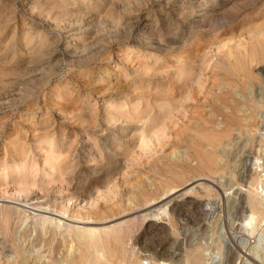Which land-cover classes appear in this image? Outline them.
I'll return each mask as SVG.
<instances>
[{
    "label": "rangeland",
    "instance_id": "1",
    "mask_svg": "<svg viewBox=\"0 0 264 264\" xmlns=\"http://www.w3.org/2000/svg\"><path fill=\"white\" fill-rule=\"evenodd\" d=\"M11 1L0 0V54L9 52L5 45L15 25L8 20L10 11L16 10L19 15L24 12L23 0ZM30 1L29 7L35 6L37 12L46 11L44 13H49L53 19L60 17L62 29L87 16L83 26L85 40L79 47L81 51L74 52L66 48L62 38L56 46V57L46 61L36 58L29 61L28 79L19 75L16 86L11 87L13 96L3 99L7 104L0 114V157L9 150L5 144L6 137L10 135V139L18 132H27L29 146L35 152L36 139H42L47 131L56 132L52 127L44 128L41 123L37 125L42 129L31 128V122L36 123L45 115L56 122L55 126L66 127L69 138L74 139L78 132L79 143L75 148L79 154L85 147V137L78 130L75 119L69 117L89 102L102 111L106 101L117 102L125 97H134L137 92H146L148 99H159L152 92L168 90L179 95L180 91L187 90L191 97L185 105L187 112L183 111L175 118L180 127L172 135L173 143L167 150L171 153L190 146L193 153L191 160L181 161L172 156L171 162L161 157V168L141 175L143 181L147 175L154 179L156 198L162 197L169 188L179 197L176 202L164 206L167 211L158 210V206L153 205V215L144 222L140 219L133 235L126 241L128 256L123 264L141 260H148V264H264V232L260 220L264 218V213L259 220L252 215L249 193L257 175L248 166V156L252 148L258 146L255 133L264 114V35L251 41L243 38L246 51L254 50L256 53L257 58L252 62L247 52L238 53L234 41L229 45L232 53L227 52V48L217 47L232 37L239 39L241 34L246 35L251 28L264 22V0H236L225 4L218 11L216 22L207 20L206 29L211 33L190 32L188 43L178 49H172L167 44L172 31H175V22L182 32L192 30L189 17H179L177 9L187 5L189 10L204 0ZM61 1L64 6L59 5ZM30 14L29 18L38 23L42 22L40 18L46 17H39L36 12L35 16ZM44 25L49 30L47 23ZM6 37L7 40H4ZM179 56L200 59L194 68L195 74L201 73L200 84L192 83L191 78L195 74L190 73L184 85L170 76L180 63ZM155 57L157 60H153ZM246 65L253 70L250 78L243 70ZM223 95L232 104L225 107ZM231 105L240 109L238 114L242 121L233 125L228 137L217 142L215 132L226 127ZM63 115L68 118H63ZM197 151H207L216 156L214 172L207 170ZM83 165L86 166L85 161ZM122 179L119 176L122 189L130 186L128 179ZM200 183L210 185L212 191L206 192ZM133 184L138 186L137 182ZM192 187L193 191L190 190ZM257 201V206L264 209L263 200ZM121 202L128 203V196H123ZM74 204L76 208L80 206L79 202ZM177 204L179 206L173 210ZM63 217L70 219L68 214ZM150 223H153L151 228ZM75 225L100 229L109 223L95 224V221L85 219ZM21 226L16 231V237L24 253L18 260L11 243L0 229V264H15L16 261L19 264H74L72 259L78 255V250L74 242L65 240L61 234L66 230L64 224L61 223L53 244L41 240L36 242L34 233L26 234V225ZM189 254L196 258H191ZM105 261V264L122 263L119 258L110 262L106 258Z\"/></svg>",
    "mask_w": 264,
    "mask_h": 264
},
{
    "label": "bare ground",
    "instance_id": "2",
    "mask_svg": "<svg viewBox=\"0 0 264 264\" xmlns=\"http://www.w3.org/2000/svg\"><path fill=\"white\" fill-rule=\"evenodd\" d=\"M235 1L204 0L189 10L187 5L184 6L185 9L180 6L177 9L179 17H189L188 23L192 31H180L175 22V31L172 29L167 44L172 46V49H178L188 43L191 38H189L190 32L193 34L211 33V30L206 29L207 20L216 22L218 11L225 4ZM30 3V0H23L22 15L16 13V10L10 11L11 16L8 20L13 21L15 25L5 45L9 52L5 50V53L0 54L1 115L7 104L3 99H10L14 94L11 87L16 86L20 76L28 79L30 60L36 58L46 61L56 57L58 52L56 46L62 38L66 48L73 49L74 52L78 51L85 40L83 26L87 16L84 19L80 18V22L77 21L78 23L67 25L62 29L60 17L53 19L49 13H44L46 11L37 12L35 6L29 7ZM59 5L64 6V3L61 1ZM29 12L31 16H35L36 12L39 17H46L40 18L42 22L38 23L33 18H29ZM44 23H47L49 30L44 27ZM263 35L264 22L251 28L246 35L241 34L239 39L232 37L224 43L221 42L222 45L219 43L217 47L218 49L227 48L226 51L232 53V47L229 45L234 41L238 53L246 54L243 38L251 41ZM4 40H7V37ZM247 53L250 61H255L257 58L255 51ZM178 59L180 63L170 72V76L174 77L179 84L184 85L190 73L195 74V64L200 59H186V56H179ZM153 60H157V57ZM249 66L246 65V68H243L247 78H250L253 73ZM201 78V73L195 74V77L191 78L192 83L200 84ZM152 93L154 97L159 96L160 98L148 99L149 94L146 92L139 94L137 92L136 96L125 97L117 102L106 101L105 109L102 111L89 102L85 107L74 112L69 118L75 119V124L79 126L78 130H81L85 137V147L79 154L75 148L79 143L77 142L78 132L74 139L69 138L66 127L63 129L59 124L55 126L56 122L54 123L49 115H45L36 123L31 122V128L34 130H37L39 128L37 124L41 123L44 128L52 127V130L56 131L54 133L47 131L42 139H36L35 152L29 146L27 132H18L10 139H8L10 135L6 137L5 144L9 146V150L7 149L4 156L0 157V229L11 243L17 256L16 260L24 253L16 237L19 226L26 225V234L34 233L36 242L41 240L53 244L57 240L58 230L62 223L66 226V230L61 232L64 239L74 242L77 246L78 255L72 259L74 264H105L106 258L108 261L119 258L122 261L121 264L126 263L128 256L126 241L133 235L140 219L144 222L148 216L153 215V205H157L158 210L165 212L168 210L164 208L165 205L176 202L179 195H175L176 192L170 188L162 197L156 198V192L153 189L154 179L147 175L143 181L141 175L155 168H161V157H166L171 162L172 156L173 158L177 156L182 159L181 161L191 160L193 153L190 146L186 150H175L171 153L167 150L169 144L173 143H171L172 135L177 133L180 127L179 123L175 122V118L181 112L186 111L185 105L191 97L187 90L180 91L179 95L168 90ZM222 98L225 107L232 104L226 95ZM239 111L237 106L231 105V114L228 116L226 127L215 132L217 142L228 137L233 130V125L242 121V117L238 114ZM66 117L68 118L63 115V118ZM166 140H168L167 143ZM192 141L190 142L193 143ZM197 152L201 155L199 160L204 161L207 170L214 172L216 156L207 151ZM84 161L86 166L83 165ZM119 176L128 179L130 186L126 185V188L122 189ZM256 177L251 184L252 191L249 193L250 202H248L251 205L252 215L259 220L264 209L257 206L261 202L257 200L261 199L264 202V196L262 197L254 188V184L259 181ZM134 182H137L138 186H135ZM200 185L206 192L212 191L210 185L205 183H200ZM190 190L193 191L194 187ZM125 195L128 196V203L124 204L121 200ZM76 202L80 203L78 208L74 204ZM178 206L179 204L173 207V210ZM67 214L70 219L63 217ZM158 214L161 213L158 212ZM85 219H91L95 221V224L109 223V225L100 229L98 227L86 229L75 225ZM260 220L264 232V218ZM152 224H149L150 228ZM193 255L190 256L195 259ZM15 264L19 263L16 261ZM134 264H144V262L141 260Z\"/></svg>",
    "mask_w": 264,
    "mask_h": 264
},
{
    "label": "built area",
    "instance_id": "3",
    "mask_svg": "<svg viewBox=\"0 0 264 264\" xmlns=\"http://www.w3.org/2000/svg\"><path fill=\"white\" fill-rule=\"evenodd\" d=\"M255 139L258 146L256 149L252 148L248 156V166L250 171L259 177L256 188L264 196V114L261 117V124L255 133ZM143 262L148 264L149 261L144 260Z\"/></svg>",
    "mask_w": 264,
    "mask_h": 264
}]
</instances>
